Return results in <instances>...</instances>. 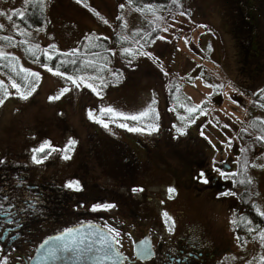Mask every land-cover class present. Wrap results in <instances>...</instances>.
<instances>
[{
  "label": "rangeland",
  "instance_id": "obj_1",
  "mask_svg": "<svg viewBox=\"0 0 264 264\" xmlns=\"http://www.w3.org/2000/svg\"><path fill=\"white\" fill-rule=\"evenodd\" d=\"M29 2L42 10L39 24L31 20L26 24L19 19L18 12H26L28 17ZM29 2L0 0V60L4 55L11 56L19 75H11L0 67V163L24 166L26 180L32 183L55 177L66 185L65 176L71 174H91L97 182L99 177L103 187L100 194L95 187L93 195H102L103 201L67 209L100 219L118 233L124 248L132 235L151 231L166 249L170 245L168 237L176 232L170 228L175 230L177 222L181 230L186 227L187 217L174 220L176 211L182 212L178 208L182 196H186L187 212L210 227L219 249L208 264H264V227L249 238L245 234L239 242L233 221L243 208L240 195L229 191L230 187L225 189L227 193H217L204 187L200 177L201 172L205 177L212 174L214 167L224 174L236 170L241 150L247 149L246 140L260 137L248 127L246 116L250 97L264 87V0H249L248 4L239 1L241 13L246 10L248 17H255L251 33L263 50L259 58L263 74L258 79L250 75L253 63L244 61L241 66L236 54L234 34L247 36L245 29L249 26H243L234 2L228 5L224 0H173L166 9L145 15L126 0ZM97 36L108 38V47L83 55V67L88 69L55 75L56 70L40 60L51 58L57 50L81 56L77 50L92 48ZM31 73H39V79ZM14 82L20 87H13ZM33 87L35 91L27 99L21 98V93L27 95ZM65 88L68 91L61 95ZM56 96L60 98L49 99ZM109 108L114 111L108 112ZM191 108L196 111L188 120ZM141 113L146 115L140 116ZM133 115L140 118H125ZM128 128L143 131L132 132ZM153 128L157 130L152 131ZM115 137L137 142L130 145L143 160L140 167L125 164L119 173L109 161L110 153L102 159L103 168L101 160L89 157L104 152L108 143L111 148L117 143L120 147L121 141H112ZM260 141L262 144L245 153L250 156L249 174L256 183L254 209L264 212V140ZM42 145L44 149H54L55 154H50L54 164L49 157L41 163L33 160L34 154L38 160L41 157L40 151L33 150ZM141 146L152 148L153 158L151 154H140ZM186 152L206 159L202 169L195 162L183 164L181 159L187 158ZM193 158L196 160L197 155ZM86 164L90 166L87 168ZM114 174L126 176L124 187L116 182ZM188 175H194L195 180L190 188L189 182L184 187L179 178ZM223 180L230 181L221 175ZM183 190L196 193L186 195ZM163 205L173 218L168 228L158 214ZM41 213L37 210L41 220L31 225V234L41 233L47 221H55Z\"/></svg>",
  "mask_w": 264,
  "mask_h": 264
},
{
  "label": "flooded vegetation",
  "instance_id": "obj_2",
  "mask_svg": "<svg viewBox=\"0 0 264 264\" xmlns=\"http://www.w3.org/2000/svg\"><path fill=\"white\" fill-rule=\"evenodd\" d=\"M121 141L122 144L119 147V144L114 148H111L110 143L105 144L104 152H95L94 156L90 154L91 159H99L102 162V159L105 158V154L110 153L108 158L111 161V164L115 169L120 173V166L125 168V164L131 166L140 167L143 163V160H140V157L136 154L135 150L132 149L130 144L133 142L131 138L127 141L125 139L113 138L112 141ZM110 147V149H108ZM142 147V146H141ZM52 147H46L43 152H39L41 155L39 160H44L49 157V161L53 162L50 154L54 153ZM71 150H68L70 154ZM88 153H92L91 150H87ZM144 153L150 155V158H153L152 148L145 149L142 147L140 154ZM84 155H87L83 152ZM82 157L79 156V159ZM48 159V158H47ZM72 160H69V165L72 163ZM197 166H200L202 163L206 162V159L203 157L192 160ZM188 165L190 162H187ZM184 164V163H183ZM181 168L183 165L179 163ZM87 168L90 165H87ZM93 166V165H92ZM234 165H231V169ZM199 168V169H200ZM24 171V173L22 171ZM91 170V169H90ZM19 171L22 175H16ZM89 171V169H88ZM110 171V170H109ZM8 179L5 180V178ZM28 175L25 174V167L19 165L18 163H0V264H28L31 256L33 255L36 246L47 236L59 232L63 229L71 227L73 225L83 223V222H94L100 226L107 229L109 232L112 230L111 227L105 226L101 223L100 219L92 216L89 213L79 212L68 210L67 208L82 204H92L96 201H103L102 195H93L95 187L98 194H100L99 189L103 187V184H99L95 180V176L88 175H69L65 176V179H68L65 182H72V180L78 179L79 190L76 188H68L65 184L58 183L55 180V177L45 182H29L26 180ZM116 176V182L120 185H125L127 181L125 180L126 176L123 174H114ZM184 182V187L188 184V187L192 186V181L194 175L192 176H180ZM208 183H204V187H209L217 193L226 192V188L230 187L228 190L231 191V182L230 181H221V172L216 167L213 168V173L206 176ZM41 181V180H40ZM75 182V181H73ZM83 184H86V187H82ZM136 183H134L135 185ZM12 186V187H10ZM136 186V185H135ZM196 188H200L199 185H195ZM106 188V186H104ZM81 188V189H80ZM13 189V191H12ZM186 195L188 193H196L190 190H183ZM228 191V192H229ZM236 192V191H235ZM118 195H121L120 193ZM179 196V193L176 197ZM98 199V200H97ZM186 196L181 199L180 211H176L174 214V220L180 221V219L188 218L185 221L186 227L181 230L178 228L179 224L177 222L176 229L172 226L170 230L176 231L173 233V236L168 237L167 242H170V245L163 247V242L160 239H157L156 236L151 231L142 232L139 236H131V240L128 241V246L123 247L120 241V236L114 232H110L115 240H118L119 243L115 242L116 248L123 255L122 264H208L211 258L217 254L219 250L213 241V233L210 230L209 226L202 225L200 221L196 218L194 219L187 212L186 205ZM185 208V209H184ZM37 210L43 214L53 218L54 222H48V225L42 226L45 228L41 233L31 234L33 228L31 225L37 223L39 220ZM160 212V221L164 223L165 227L170 226L173 218L169 216V209L166 205H163L159 208ZM155 209V213H156ZM64 213V216H63ZM167 213V215H165ZM42 214V213H41ZM190 216V217H188ZM169 230V231H170ZM170 233V232H169ZM171 234V233H170ZM129 235V234H128ZM143 237H148L151 244V255L150 257L138 258L133 251V244L142 239ZM213 244V245H212Z\"/></svg>",
  "mask_w": 264,
  "mask_h": 264
},
{
  "label": "trees",
  "instance_id": "obj_3",
  "mask_svg": "<svg viewBox=\"0 0 264 264\" xmlns=\"http://www.w3.org/2000/svg\"><path fill=\"white\" fill-rule=\"evenodd\" d=\"M127 3H129L134 9H136L139 14H149L153 13L157 10L166 9L168 5L171 4L173 0H126ZM228 5L232 4L234 2V5L238 6L239 9H237V14L240 16L243 26H249L248 30L245 29L246 35L243 36H237V34H234V39L236 43V54L239 56V63L242 66L244 61H247V64L253 63L250 68L251 73L250 75L254 79H258V77H261V74H263V70L261 69L262 63H260L259 58L261 54H263V50L259 49L257 44L254 42V34L251 32L253 31L251 28L255 23V17L252 19L248 17V14L246 10H244L243 14L241 13V4L239 3L240 0H224ZM251 1V0H250ZM236 3V4H235ZM244 3L248 4L249 0H244ZM27 15H25L24 19L21 21L22 23L28 24L31 20V23H37L39 24L42 20V10L39 8V5H35L34 2H29L27 6ZM246 12V15H245ZM30 16V17H29ZM20 19V17H19ZM21 23V24H22ZM240 22L237 23L239 25ZM236 28V27H235ZM249 35V36H248ZM99 37V38H98ZM95 38V36H94ZM98 40L96 41L95 45L93 43L92 48L85 49L84 52H80L77 50L76 53L81 56H73L71 51L70 52H62V51H55V53H52V57L49 59H45V57L40 58L42 62H46L50 67H52L54 70L59 71L61 73H68V72H80L83 69H88L85 66L84 63H86L83 59V55L88 54L89 52L92 53L94 51H100L103 49H106L108 47L109 39L103 36H97ZM85 41V40H84ZM82 41V42H84ZM8 55H4L2 60H0V67H2L5 71L9 72L11 75L15 73V76H19L16 73V63L15 60ZM99 64V63H98ZM89 67V66H87ZM262 70V71H261ZM2 91V90H0ZM250 108H248L247 111V125L251 129L252 132L255 134H258L260 137L264 136V87H262L260 90L257 91V95L250 97L249 102ZM183 108V112L186 111V108ZM182 112V113H183ZM193 112L188 111V120L193 119ZM185 117V116H183ZM151 120V119H149ZM251 138L246 140V147L247 149H251L252 146L256 144H262L261 141L258 139V136H250ZM249 142L250 145L248 144ZM241 150L238 157V161L236 163V170H233L232 172L225 173L223 175V178L225 177L227 180H230L231 182V191L235 192L236 194L240 195V198L242 199V210L240 212H237L234 217L235 223H233V228L235 231L236 236L238 237L239 242H242L244 235L246 234V238L250 237V234L254 231H257L264 227V216L258 214V211L254 209V195H255V188L256 183L250 176V156L249 154L245 153L247 151ZM198 153H190L186 152V159H181L183 163L185 162H191L192 160H195L193 157H195ZM40 156V153H39ZM249 157V158H248ZM248 158V159H247ZM192 163V162H191ZM201 169V168H200ZM253 174V172H252ZM243 181V183H241ZM250 181V182H249ZM237 185L240 188H237ZM254 192V193H252ZM239 210V209H238Z\"/></svg>",
  "mask_w": 264,
  "mask_h": 264
},
{
  "label": "water",
  "instance_id": "obj_4",
  "mask_svg": "<svg viewBox=\"0 0 264 264\" xmlns=\"http://www.w3.org/2000/svg\"><path fill=\"white\" fill-rule=\"evenodd\" d=\"M72 231L69 232L68 230ZM102 237H109V243L119 255L105 257L106 245ZM109 231L97 223L83 222L45 237L35 248L28 264H122L123 255L117 250ZM69 250H64V245ZM134 254L138 258L144 249L151 250L148 237L133 244ZM144 257H150L144 256Z\"/></svg>",
  "mask_w": 264,
  "mask_h": 264
},
{
  "label": "snow or ice",
  "instance_id": "obj_5",
  "mask_svg": "<svg viewBox=\"0 0 264 264\" xmlns=\"http://www.w3.org/2000/svg\"><path fill=\"white\" fill-rule=\"evenodd\" d=\"M28 2H29V0H25V3H26V4H28ZM121 7H123V5H121ZM14 11H17V12H18V10H14ZM2 14H3V13H0V15H2ZM181 14L183 15V13H181ZM18 15H19L20 19L23 20V19H24V16L26 15V12H18ZM11 18H12L11 16L8 17V19H11ZM2 27H3V25H0V28H2ZM165 31H167V29H165ZM5 38L7 39V37H5ZM161 39H163V38L161 37ZM125 51H126V52H129L130 50H129V49H125ZM145 55H147V53H145ZM45 67H47V66L45 65ZM47 70L50 71V72H53V69H52V68H48ZM53 74H55V75H63V73H60L59 71H56V72H54ZM31 75L34 76V77H36L37 80L39 79V73H31ZM67 79H69V80H73V82L75 83V80L73 79V77L68 76ZM12 86L15 87V88H19V87H20V86L17 85L15 82L13 83ZM88 86H89V87H92L91 85H88ZM209 87H213V86L209 85ZM32 91H35V88H34V87L31 89V91H29V92L27 93V95H25L24 93H21V98H23V99H27V98H28V95H31V92H32ZM67 91H68V89H66V88L63 89L62 92H61V95H63V93H64V92H67ZM59 98H60L59 96H56V97H50L49 99L51 100V99H59ZM229 98L231 99V96H230ZM0 103H2V101H0ZM201 103L203 104L204 101H202ZM233 103H235L234 100H233ZM107 111H108V112H113L114 110L111 109V108H109V109H107ZM189 111H190V112H194V111H196V108H191V109H189ZM89 115L91 116V113H89ZM144 115H146V113H141V114H140V116H144ZM125 118H126V119H131V120H137V119H139L140 117L133 115V116H130V117H125ZM99 122L102 123L103 126H104L105 128L108 127V125H107V124H104L103 121H99ZM119 126H120V127H125V128L127 127L126 124H120ZM128 130H129V131H132V132H140V131H143V129H141V128H128ZM155 130H157V128H153V129H152V131H155ZM202 135H203V133H202ZM258 139H260V140H264V136L258 137ZM70 143H71V144H74L75 142H74V141H70ZM33 151H34V153H35L36 151L43 152V151H44V145H42V146L40 147V149H38V150L34 149ZM67 158H69V157L65 156V159H67ZM33 160H34L36 163H41V162H42V160H38V159H37V157H36L35 154L33 155ZM221 175H224V173H221ZM200 177L202 178V182H203V183H208V182H209L208 179L204 176V173H203V172L200 173ZM249 182H250V181H249ZM241 183H243V181H241ZM67 187L70 188V189H71V188H76L77 190H79L78 182H69V183L67 184ZM134 191H135V189H134ZM169 191L172 192V191H174V189H169ZM232 194L234 195V193H232ZM0 207H2V206H0ZM105 207H108V206H105ZM257 211H258V214H259V215L264 216V212H260L259 209H258ZM165 215H167V213H165ZM233 223H235V221H233ZM68 231L71 232L72 230L69 229ZM114 231H115L114 229L110 230V232H114ZM117 235H118V233H117ZM261 238L264 239V233H261ZM112 239H113L116 243H119L118 240H115V237H112ZM108 241H109V237H102V243H104V244L106 245L105 257L107 258V257L109 256V254L117 255V256H118L119 253L116 252L115 249H113L112 245H111ZM63 247H64V250H65V251L69 250V246H68L67 244H65ZM141 255H144V256L151 255V250H150V249H144V250L142 251Z\"/></svg>",
  "mask_w": 264,
  "mask_h": 264
}]
</instances>
